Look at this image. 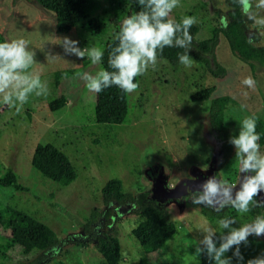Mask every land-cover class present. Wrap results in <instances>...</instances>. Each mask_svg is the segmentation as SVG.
I'll list each match as a JSON object with an SVG mask.
<instances>
[{
    "label": "rangeland",
    "instance_id": "obj_1",
    "mask_svg": "<svg viewBox=\"0 0 264 264\" xmlns=\"http://www.w3.org/2000/svg\"><path fill=\"white\" fill-rule=\"evenodd\" d=\"M91 4L93 16L107 13V0H91ZM228 10L226 0H180L169 19L196 17L198 31L192 37L196 44L207 37L209 28L222 25ZM108 14L105 29L98 34L85 32L78 25L67 34H58L53 15L33 0H0V37L4 41H28L37 61L29 71L39 73L48 86L47 95H31L19 114L0 104V176L10 170L25 188H0V209L8 207L30 216L58 239L48 252L34 250L23 255L19 247H2L8 231L0 228V264H106L94 249V235L104 232H113L118 239L120 264H199L195 250L205 221L217 230L219 244V220L203 216L200 205L191 203L190 194L161 202L176 233L158 251L145 253L131 235L140 218L131 209L119 213L115 204L104 206L100 189L106 181L116 179L124 194H152L157 186L170 190L205 177L211 168L217 179L237 185L243 174L231 144L227 160L218 167V144L208 124L209 101L223 96L230 99L223 112L228 137L238 134L247 116L255 115L264 123V68L234 58L219 34L213 56L225 71L220 79L203 63L194 61L191 49L190 69L158 59L154 70L136 77L134 82L139 87L134 93L109 97L108 88L93 93L77 74L112 70L109 51L116 44L122 20L130 15ZM247 27L249 33L258 32L264 47V30H256L252 24ZM63 37L78 41L81 48H100L104 52L102 62L93 65L87 56L78 59L65 54L60 45ZM49 55L58 56L50 59ZM210 69H214L212 65ZM247 76L256 81L254 90L242 84ZM114 88L118 89H109ZM205 88L213 89L208 101H190L191 95ZM60 98L62 107L50 110L49 104ZM38 144H50L68 158L71 172L63 185L50 182L30 166ZM260 150L264 153V146ZM105 211L106 218L102 219ZM222 211L235 219L232 227L261 216L254 210L241 214L231 206ZM92 215L93 228L85 230ZM240 252L244 257L240 264L264 253V236H253L247 246L241 244ZM225 255L232 256V252ZM232 264H237L235 258Z\"/></svg>",
    "mask_w": 264,
    "mask_h": 264
},
{
    "label": "clouds",
    "instance_id": "obj_2",
    "mask_svg": "<svg viewBox=\"0 0 264 264\" xmlns=\"http://www.w3.org/2000/svg\"><path fill=\"white\" fill-rule=\"evenodd\" d=\"M136 3L142 10L124 17L115 36L116 44L109 51L108 66L112 70H101L95 75L89 72L77 74L89 91L99 94L115 86L123 93H134L139 87L134 82L136 77L144 75L150 68L155 69L158 52L165 47L186 49L179 55V63L186 69L193 66L189 55L192 43L190 29L198 22L197 18L185 16L180 22L169 19L173 9L180 5V0H136ZM235 3L254 28L264 30V15H260L264 11V0H255V3L253 0H235ZM222 25L227 27L226 17L222 18ZM249 42H253L252 38ZM60 45L65 54H72L78 59L87 56L93 65L101 63L104 58L100 48H81L78 41L69 37H63ZM35 55L23 38L0 42V104L15 109L17 114L23 111L31 95L39 97L48 94V86L41 81L40 74L29 71L37 62ZM57 56L49 55V58ZM242 84L253 90L256 87V81L251 76L245 77ZM256 128L257 117L247 116L241 121L238 134L228 140L243 174L238 187L213 175L198 186L192 204L214 210L231 206L241 214L249 213L252 207L264 206V199H258L264 193V153L260 150L261 137ZM185 191L192 189L186 186ZM235 223V219L230 217L217 221L220 229L217 246L218 232L205 221L200 228L202 239L197 242L196 254L206 256L213 264H232L233 258L240 264L244 260L240 252L241 244L247 246L249 236H264V217L257 216L249 224L232 227ZM229 251L232 256L225 255ZM245 264H264V253L248 259Z\"/></svg>",
    "mask_w": 264,
    "mask_h": 264
},
{
    "label": "trees",
    "instance_id": "obj_3",
    "mask_svg": "<svg viewBox=\"0 0 264 264\" xmlns=\"http://www.w3.org/2000/svg\"><path fill=\"white\" fill-rule=\"evenodd\" d=\"M42 9L51 13L54 17V31L58 34H67L77 25L85 32L98 34L105 29L107 14H119L128 12L130 15L142 10L136 0H107L108 10L100 15H92L91 0H33ZM229 10L226 13L227 27H211L207 31V37L200 42L191 43V53L194 61L203 63L215 78H222L224 69L217 64L213 56V50L217 44V37L221 34L226 41L231 55L243 64L252 66L258 64L264 68V47L258 44V35L255 31L249 33L247 24H252L242 13L240 6L235 0H226ZM109 15V14H108ZM180 22V21H176ZM81 23V24H80ZM80 24V25H79ZM198 31V25H193L190 35L193 37ZM253 42L250 43L249 39ZM0 42H5L0 37ZM186 49L178 47H165L162 52H158V59H164L170 64H179V55L185 53ZM209 57V58H208ZM213 66V70L210 66ZM212 88H205L190 96L191 102L208 101ZM109 97H122L124 93L119 89H107ZM228 97H216L209 101L208 124L213 136L218 144L220 168L230 154L229 137L223 125V112L230 103ZM63 99L54 100L49 104L50 110L60 109ZM256 131L260 134V147L264 146V123L257 118ZM30 166L42 177L56 185H63L67 176L71 172V165L68 158L50 144H38L35 146L31 158ZM0 188H11L14 191L25 190L18 182L14 173L5 171L0 176ZM195 193H193L194 195ZM101 201L104 206L115 204L117 207L129 206L140 218L139 223L131 230V235L145 253L158 251L166 241L171 240L175 233L174 223L167 216L161 204L151 198L148 192L139 193L136 196L124 194L121 190L119 180L110 179L106 181L100 189ZM256 214L264 217V206L252 207ZM200 212L209 220H221L228 218V214L221 210H214L200 205ZM107 212L101 213V218L105 219ZM95 222L93 215L85 223V230L93 228ZM0 228L8 231V236L4 238V249L19 247L21 254L27 255L32 251L45 253L52 250L58 239L55 233L35 221L30 216L11 209H0ZM90 231V230H89ZM249 236L248 240H252ZM94 249L102 257L106 264H120L121 256L119 243L113 232H104L94 235ZM198 256V255H197ZM199 264H213L206 256H198Z\"/></svg>",
    "mask_w": 264,
    "mask_h": 264
},
{
    "label": "water",
    "instance_id": "obj_4",
    "mask_svg": "<svg viewBox=\"0 0 264 264\" xmlns=\"http://www.w3.org/2000/svg\"><path fill=\"white\" fill-rule=\"evenodd\" d=\"M212 170H213V168H211L207 172L205 177H197L196 179H194L192 181H187L184 184H182V185H180L174 189L166 190L160 186H157L154 193L151 194V198L157 200L161 204V202H163V200L178 199V198H181L183 196L193 194L196 192V190H198V186L200 184H202L209 177L213 176ZM241 177H242V175H241ZM241 177H240V179H241ZM186 186L191 188L192 191H190V192L185 191ZM237 187H238V185H237ZM258 199H264V193H262L260 195V197H258ZM130 208L131 207H129V206H125L124 208L116 207L114 210L118 211L119 213H124V212L128 211Z\"/></svg>",
    "mask_w": 264,
    "mask_h": 264
},
{
    "label": "flooded vegetation",
    "instance_id": "obj_5",
    "mask_svg": "<svg viewBox=\"0 0 264 264\" xmlns=\"http://www.w3.org/2000/svg\"><path fill=\"white\" fill-rule=\"evenodd\" d=\"M253 2H254V0H253ZM256 30H257V28H255ZM256 33H257V35H258V32L257 31H255ZM258 44L259 45H261V43H260V38H259V35H258ZM262 46V45H261ZM117 206H115V208H116ZM114 208V209H115ZM119 208H121L120 206H119ZM124 208V207H123ZM112 219V218H111ZM97 235V234H96Z\"/></svg>",
    "mask_w": 264,
    "mask_h": 264
}]
</instances>
